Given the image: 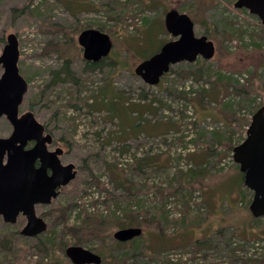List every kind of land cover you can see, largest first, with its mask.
Here are the masks:
<instances>
[{"label": "rangeland", "instance_id": "1", "mask_svg": "<svg viewBox=\"0 0 264 264\" xmlns=\"http://www.w3.org/2000/svg\"><path fill=\"white\" fill-rule=\"evenodd\" d=\"M93 1L101 5L108 0ZM199 1L202 5L195 16L186 11L191 0H163L162 4L194 17L196 35H206L215 43L214 58L175 64L159 85L151 86L135 73L142 61L127 51L125 40L126 35L139 34L146 18H161L165 27L160 3L153 9L137 3L134 8L117 6L112 15L97 9L73 17L57 0H0V55L8 36L15 34L20 73L28 82L20 112L32 111L55 140L64 141L62 160L77 170L76 178L51 204L37 206L38 215L48 223L41 240L20 233L25 217L14 224L0 217V264H47L51 260L73 264L58 241L41 244L52 231L62 229L63 224L54 225L60 218L54 208L66 206L69 227L79 226L78 220L86 217L122 220L124 209L131 207L140 220L147 219L144 234L137 239L145 244L152 233L151 252L164 240L156 238L157 233L202 238L223 229L212 247L173 246L152 258L143 248L135 250L136 244L110 252V242L101 238L106 235L100 231L94 233L99 238L95 237L90 227H80L79 234L85 238L80 245L74 244L71 235L63 236L67 247L92 250L98 246L102 255L111 253L112 264H264V239H256L264 235V217L252 215L253 191L244 184L234 160V148L245 140L251 116L264 104V24L248 9L235 8L237 0ZM56 25L71 32L82 25L108 30L114 46L102 69H85L78 43L81 31L76 45L59 47L65 58L48 53L45 46L62 38ZM161 37L172 39L168 32ZM130 39L134 45L137 38ZM64 59L78 83H53V72ZM117 59L126 60L118 69ZM2 72L0 65V76ZM109 81L114 92H123L131 104L140 106L128 109L118 102L120 114L114 120L103 107L92 109L93 97ZM135 109L138 114L145 111L131 116L130 110ZM12 129L9 120L1 117L0 138L9 136ZM144 158L149 164L140 167ZM114 168L116 173L124 172L130 197L118 186ZM234 226L242 229V237L228 232ZM118 229L114 225L107 234L113 237Z\"/></svg>", "mask_w": 264, "mask_h": 264}, {"label": "water", "instance_id": "2", "mask_svg": "<svg viewBox=\"0 0 264 264\" xmlns=\"http://www.w3.org/2000/svg\"><path fill=\"white\" fill-rule=\"evenodd\" d=\"M237 9H248L259 16L264 24V0H237ZM165 27L172 39L160 50L143 60L135 73L144 82L157 86L171 67L181 62L193 63L202 58L212 60L216 53L214 41L206 35L197 36L192 17L177 9L165 14ZM78 43L86 61L99 62L108 58L114 43L111 35L97 28L81 31ZM19 41L10 34L0 55L3 72L0 76V118L5 116L13 126L9 137L0 138V217L14 224L20 216L26 224L20 231L23 236L37 237L48 229L47 221L37 213V205H49L58 196L57 188L67 186L76 178V166L63 165L59 156L62 149L48 150L51 134L44 135L45 127L32 111L20 112L28 82L19 68ZM30 141L35 145L26 149ZM40 160L41 167H36ZM234 160L244 174V184L253 191L249 209L254 218L264 217V104L254 113L245 140L234 148ZM51 169L52 174H48ZM143 234L141 227L118 229L113 237L119 242H130ZM73 264H102L95 251L79 245L65 250Z\"/></svg>", "mask_w": 264, "mask_h": 264}, {"label": "trees", "instance_id": "3", "mask_svg": "<svg viewBox=\"0 0 264 264\" xmlns=\"http://www.w3.org/2000/svg\"><path fill=\"white\" fill-rule=\"evenodd\" d=\"M57 1L73 17H76L78 14L80 15L82 12H92V11H96L97 9H101L107 13L112 14L113 10L117 6L118 7L119 6H124V7L129 6V7L134 8V5L137 3H140L141 8H143V9H153V8L157 7L155 5L156 3H160L161 8H162V10H161L162 15H165L167 10H168V7H166L165 5L163 6V4H162L163 0H151V2H148L147 0H108L107 2H102L101 5L96 4L93 0H57ZM122 1H125V2H122ZM47 4H48V2L45 3V6H48ZM200 4H201V2L199 0H191V6L186 11L189 14H193L195 16L194 11H198V9L201 8L202 4L201 5ZM192 19L194 20L195 23L197 22L194 19V17ZM54 27L58 28L57 31L62 34V38L59 40V42H57L55 44H53V43L47 44V46H45V49L48 50V53H50V52L58 53L60 58H61V56L62 57H64V56H63V51L59 47H62V46L67 47L68 45L73 46L74 44L76 45L75 38H76L77 34L80 31L88 28L87 25H82V26L76 27L71 32V31H68V29H65L64 27H61L60 25H56ZM95 27L97 29H100L102 31H106L108 33V30L104 29L101 26H98V27L95 26ZM167 32L168 31L166 30V27H164L161 18H157V17L146 18L144 20V28H142L140 30L139 34H137L136 36H133V37L126 35V40H125L126 49H127V51L134 52L138 61L139 60L140 61L146 60L147 58L151 57L153 54L158 52L164 43L169 41V39L161 37L164 34L167 35ZM73 34H74V37H73L74 39L71 37V35H73ZM130 38H137L136 43L134 45H131L129 43L130 41L132 42V40H134V39H130ZM66 39H68V41H65ZM125 59H124V61L119 59V62H118V59L116 60L118 62L117 66H116L117 69L120 68V65H123L124 63H126ZM84 61L86 62L85 69L87 71H96L98 69H102L103 60H101L99 62H90V61H86L84 59ZM171 69H172V67H171ZM171 69L169 72H171ZM53 75H54L53 83H56L59 81H71L75 84L78 83L77 80L73 77L72 72L70 71V62L67 59H64V63L62 65V67L58 71L53 72ZM93 98H94V102L92 104H90V107L92 109H96L97 107H99V109H101V107H103L102 109L103 110L105 109L109 113L110 118H112L113 120L117 119L119 114H120L119 113L120 108H119L118 102H121L120 106H123V104H124L128 109L131 106H136V107L140 106V104H131V102L128 101L127 98H125V96L123 95V92H114L113 87H112V81L107 82L106 87L103 88L102 90H100L98 95L94 96ZM141 98H147L146 94H141ZM142 110L143 111L139 114L137 113L136 109L130 110V112H131L130 115L132 116L133 113H137V115H143L145 110L144 109H142ZM123 128H124V126H123ZM127 128L128 127L126 125L124 130L125 129L127 130ZM232 149H233V146H232ZM144 160H146L147 162H144ZM144 160L142 159L140 161V163H139L140 167L146 166L149 164V162L146 158H144ZM137 162H139V161L137 160ZM112 171H114L116 173V168L112 169ZM115 175L117 177L116 181L118 183V186L125 190L127 198L130 197L131 191L129 190L128 186L125 184L124 179H123L124 178L123 177L124 172H117ZM242 177H244V176H242ZM54 211L60 213L59 221L54 223V225L57 224V226H58L60 224H63V227L59 231H57V230L52 231V235L45 238V240L43 242H41V244H43V243L46 244V242H48V244L56 245V243L58 241L60 248L64 252L67 248L68 242H65V240L63 239V236L71 235L72 238L74 239V244L80 245L83 243V240L85 238H83L79 234L80 231L82 233V229H80V227L83 229L86 227L92 228L91 230H89L90 233H93L92 235H94L95 232H100V231H101V234H105L106 237H101V238L102 239L104 238V240H107V242H110L111 247L108 249V250H110V252L111 251L116 252V251L123 250V246H127V244H129V245L136 244L134 247L135 250H139L140 248H143L145 250L144 253L150 254L151 258L155 255L161 254L162 251H165V250H167L173 246H175V247H187L188 246L189 248H192L195 250L197 248L201 249V248L212 247V245H214V243H213L214 240H216V238L220 237V235L223 232V229H221V230H217L214 232L213 231L210 232L209 233L210 236L208 235V236H205L202 238H194L192 236L188 237L185 235H183V236H175V235L167 236L162 231L163 234L157 233L154 236L156 238H159L160 240H162V239H164V240L157 243L155 245L153 251L151 252V246L149 243L151 242V239L153 237L152 233H149V234L147 233L148 235H147V239L145 242L146 246H144L145 244H143V242L137 238L134 239L132 241V243H128V242L124 243V242L116 241L112 237L111 234H107V229H111V227L114 225H116L118 228H126V227H134V226L142 228V226H144V224L147 225L146 224L147 219L140 220L138 215H134V213L131 210V207L126 208V210L124 209V211H123L124 214H123L122 220H120L121 218H117L118 219V221H117L115 219V217H111V216H108L107 218H102L99 220H96V218L90 219L89 217H86L84 220H82V219L78 220V223L80 222L79 226H71V227H69L66 224V219H67L68 211H69L68 206L61 207V208H54ZM50 213H51V211L49 212V214L44 213V216H49ZM256 222L261 223L260 220H256ZM231 228L232 229H230V231H228V232L233 233V235L240 236V234H241L240 231L242 229L235 227V226L231 227ZM97 234H100V233H97ZM143 234H144V232H143ZM94 236L99 238L98 235H94ZM37 237L39 240H41V237L40 238H39V236H37ZM240 237H242V236H240ZM259 238L264 239V235H262L256 239H259ZM140 244H141V246H139ZM98 248H99L98 246H94L92 250L95 251L96 253H98L102 257V259H103L102 264L114 263L113 255H111V253L102 255L101 252H98L96 250ZM123 255L126 256V254H123ZM124 256H122L121 259H124ZM47 264H59V263H58V261L51 260Z\"/></svg>", "mask_w": 264, "mask_h": 264}, {"label": "flooded vegetation", "instance_id": "4", "mask_svg": "<svg viewBox=\"0 0 264 264\" xmlns=\"http://www.w3.org/2000/svg\"><path fill=\"white\" fill-rule=\"evenodd\" d=\"M257 16V15H256ZM259 17V16H258ZM39 121V120H38ZM40 122V121H39ZM41 123V122H40ZM43 124V123H42ZM44 125V127H45V130H44V135H47V134H51V136H52V142L51 143H49L47 146H48V150L49 151H51V152H55L56 150H58V149H62L63 150V153L59 156V158H60V160H61V164H63V165H67L68 163H64L63 162V160H62V156L64 155V153H65V148L63 147L64 145H62V143L64 144V141L62 142V141H60V140H55V138H54V135L50 132V130H49V128L47 127V125L46 124H43ZM13 127V126H12ZM12 132H13V129H12ZM12 132H11V134H12ZM10 134V135H11ZM9 135V136H10ZM9 136H7V137H9ZM35 141H30L29 143H28V145L26 146V149H30V148H32L34 145H35ZM70 164V163H69ZM41 165H42V163H41V161L40 160H38L37 162H36V167L38 168V167H41ZM48 174L49 175H51L52 174V171H51V169H48ZM65 186H62V187H59V188H57V192H58V195L61 193V191H62V189L64 188ZM38 206V205H37ZM37 206H36V208H37Z\"/></svg>", "mask_w": 264, "mask_h": 264}, {"label": "bare ground", "instance_id": "5", "mask_svg": "<svg viewBox=\"0 0 264 264\" xmlns=\"http://www.w3.org/2000/svg\"><path fill=\"white\" fill-rule=\"evenodd\" d=\"M112 15V14H111Z\"/></svg>", "mask_w": 264, "mask_h": 264}]
</instances>
